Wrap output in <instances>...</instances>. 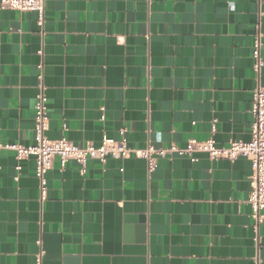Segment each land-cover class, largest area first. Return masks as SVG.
<instances>
[{"label":"crops","instance_id":"1","mask_svg":"<svg viewBox=\"0 0 264 264\" xmlns=\"http://www.w3.org/2000/svg\"><path fill=\"white\" fill-rule=\"evenodd\" d=\"M259 24L264 58V0H47L43 26L0 7V142L35 143L40 63L50 139L249 141ZM35 170L1 151L0 264H34L40 238L43 264L256 263L247 157L172 155L151 173L89 159L84 174L56 157L44 200ZM259 232L264 264V217Z\"/></svg>","mask_w":264,"mask_h":264},{"label":"built area","instance_id":"2","mask_svg":"<svg viewBox=\"0 0 264 264\" xmlns=\"http://www.w3.org/2000/svg\"><path fill=\"white\" fill-rule=\"evenodd\" d=\"M0 7L3 9H17L20 11H36L38 22L44 25L47 0H0ZM262 33L260 24L255 35L252 57L254 60L253 69L258 74L264 67L262 52ZM39 72L38 91L36 94L34 132L35 143L32 145H22L20 143L0 142V153L4 149L13 150L18 160L34 157L36 163L35 174L39 181L40 197L44 200L48 191V172L52 169L54 159L59 157L62 167L70 160H75L79 164V171L84 174L89 159H99L105 162L109 157L125 159L131 156L145 159L148 171L151 173L156 168L157 159L166 158L172 155L193 157L196 153H206L212 159L226 158L236 159L244 156L251 160L253 173L251 176V190L248 203L252 209V218L255 220L254 243L258 254L256 263L259 264L260 232L259 225L264 214V86L258 85L253 91L251 112L254 121L251 127L252 137L249 141H231L229 145L220 146L213 137L206 140L191 138L184 146L172 143L167 146H156L148 143L143 148L129 146L124 137L126 129L120 131L122 137L113 139L104 137L99 145L76 144L65 137L50 139L46 131L49 127V112L47 107V96L44 85V64L38 65ZM213 130L215 128L213 127ZM20 171L21 166L16 167ZM18 176H16L17 178ZM39 246L34 264H43L44 248L42 239L37 240Z\"/></svg>","mask_w":264,"mask_h":264}]
</instances>
